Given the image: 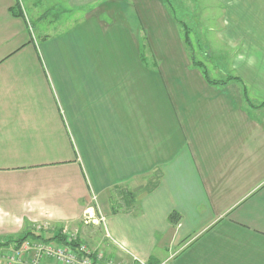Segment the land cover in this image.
Instances as JSON below:
<instances>
[{"label": "crops", "instance_id": "1", "mask_svg": "<svg viewBox=\"0 0 264 264\" xmlns=\"http://www.w3.org/2000/svg\"><path fill=\"white\" fill-rule=\"evenodd\" d=\"M60 2L0 0V264L44 223L148 264H264V0L195 9L201 60L164 0Z\"/></svg>", "mask_w": 264, "mask_h": 264}, {"label": "built area", "instance_id": "2", "mask_svg": "<svg viewBox=\"0 0 264 264\" xmlns=\"http://www.w3.org/2000/svg\"><path fill=\"white\" fill-rule=\"evenodd\" d=\"M103 219V216L97 220L86 216V221L92 223H102ZM49 229L47 223L38 224L35 227L37 237L25 238L10 251L2 253L4 264H148L131 253L128 259L106 256L81 240L74 230L62 228L48 234ZM58 237H61L60 241L56 242Z\"/></svg>", "mask_w": 264, "mask_h": 264}, {"label": "rangeland", "instance_id": "3", "mask_svg": "<svg viewBox=\"0 0 264 264\" xmlns=\"http://www.w3.org/2000/svg\"><path fill=\"white\" fill-rule=\"evenodd\" d=\"M37 3L38 8H45L47 9L48 6L50 7L49 9V14L48 18L49 19H56V13L59 11V8L62 7L64 4L60 2V0H32ZM166 6L168 7V10L170 9L172 11V14L174 17L177 18L180 22H182L185 27L188 29L189 24L191 22L190 19H192V15L194 19L197 17L199 18L200 14L199 13H194V10H201V7H205L206 10L210 11L209 15L215 13V15L220 13L219 7V2L218 0H166ZM53 7V8H52ZM199 21V20H198ZM33 23L35 21H32ZM41 23L39 22L34 24L35 28L34 31L37 33L38 28L40 27ZM180 29L182 32V35L185 33V30L181 23H179ZM53 30L56 29V24L52 25L50 27ZM189 31V30H188ZM189 36V34H188ZM193 42L195 43V39H192ZM190 56L193 57L194 59H202L200 55L198 54V47L196 44H193L192 41L190 40V45L189 49ZM195 56V57H194ZM213 78L218 79L217 76H213ZM87 225L89 226L87 228ZM78 230V236L85 241L91 248H94L95 246H100L103 247V244L105 241L102 240L100 237V227L97 225L96 227H93L91 223L86 224V227L84 229L79 228ZM102 243V244H101Z\"/></svg>", "mask_w": 264, "mask_h": 264}, {"label": "trees", "instance_id": "4", "mask_svg": "<svg viewBox=\"0 0 264 264\" xmlns=\"http://www.w3.org/2000/svg\"><path fill=\"white\" fill-rule=\"evenodd\" d=\"M164 1H166V0H164ZM165 3H166V2H165ZM178 22L181 23V25L183 26V28H184V30H185V33L182 35V37H183L184 43H185L186 46L189 48L190 40H189V36H188V34H189L188 29L185 27V25H184L182 22H180V21H178ZM193 64H194V66H196V67H198V68L201 69L204 78H205L209 83H211V84H221V83H226V82H227V80H212V79H210V78L208 77V75H207L206 70H205L204 67L201 65V62H200L199 60H194V59H193ZM228 80H229V78H228ZM177 219H178V216H177V214L174 213V212L170 213L169 216H168V220H169V222L172 223V224H176V223H177ZM26 237H27V236L25 235V236H22V237H20V238H16L15 241H16V242L23 241ZM60 238H61V237H60Z\"/></svg>", "mask_w": 264, "mask_h": 264}]
</instances>
